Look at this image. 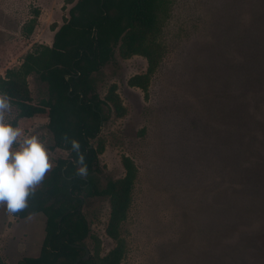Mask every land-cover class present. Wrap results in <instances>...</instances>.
<instances>
[{"label":"rangeland","instance_id":"374dc122","mask_svg":"<svg viewBox=\"0 0 264 264\" xmlns=\"http://www.w3.org/2000/svg\"><path fill=\"white\" fill-rule=\"evenodd\" d=\"M65 1L0 0V74L35 43L51 44L50 25L59 26L72 5ZM35 9L38 21L25 46L23 27ZM262 12L264 0H170L162 56L147 91L128 84L147 71L143 56L124 59L116 51L95 73L100 96L114 83L126 108L102 124L96 175L101 184L122 176L123 155L138 169L120 227L121 264H264V180H255L258 173L264 178V166L254 165L255 153H239L235 131L245 92L239 95L234 85L243 60L239 42L251 38ZM28 84L34 101L45 96L34 75ZM17 121L26 134L35 131L48 142L53 165L67 155L53 147L47 118ZM87 200L82 210L103 255L115 244L105 232L108 199ZM44 226L41 212L17 218L0 206L1 264L37 255ZM85 245L94 252L92 238Z\"/></svg>","mask_w":264,"mask_h":264},{"label":"trees","instance_id":"16d2710c","mask_svg":"<svg viewBox=\"0 0 264 264\" xmlns=\"http://www.w3.org/2000/svg\"><path fill=\"white\" fill-rule=\"evenodd\" d=\"M65 2L72 5L59 26L50 25L54 32L51 44L35 43L17 66L0 74V91L11 97L17 119L47 118L53 147L67 151L65 157L56 159L35 195L30 197L29 207L12 214L25 218L41 212L45 216L38 254L24 256L17 264H121L125 244L120 227L132 202L138 169L131 157L123 155L122 176L101 184L96 175L98 156L104 149L98 136L102 124L111 114L124 116L126 108L114 83L100 96L95 73L114 58L116 51L124 59L143 56L147 71L129 77L128 84L147 91L151 74L162 56L160 34L170 0ZM260 14L255 18L251 38L239 42L243 60L234 85L239 95L245 94L239 98L242 102L235 132L238 140L240 137L239 153H255L254 165L264 166V12ZM38 15L39 10L35 9L24 24L25 46ZM29 75L46 86L45 96L38 101L33 100ZM65 133L80 141L87 163L86 175L77 174L72 163L76 154L63 142ZM255 180L262 182L264 178L258 173ZM93 196H104L109 203L105 232L115 244L103 255L99 254V240L91 234L82 210V205ZM87 238H92L94 252L88 259H82Z\"/></svg>","mask_w":264,"mask_h":264},{"label":"clouds","instance_id":"9594fccd","mask_svg":"<svg viewBox=\"0 0 264 264\" xmlns=\"http://www.w3.org/2000/svg\"><path fill=\"white\" fill-rule=\"evenodd\" d=\"M17 113L11 97L0 91V206L9 214H17L29 207L47 174L53 168L48 142L37 132L26 134L18 126ZM63 142L75 153L72 163L77 174H87L85 152L75 137L64 134Z\"/></svg>","mask_w":264,"mask_h":264},{"label":"water","instance_id":"95a60500","mask_svg":"<svg viewBox=\"0 0 264 264\" xmlns=\"http://www.w3.org/2000/svg\"><path fill=\"white\" fill-rule=\"evenodd\" d=\"M80 208V206H79ZM90 256V251L87 247H85V254L82 256V259H88Z\"/></svg>","mask_w":264,"mask_h":264}]
</instances>
